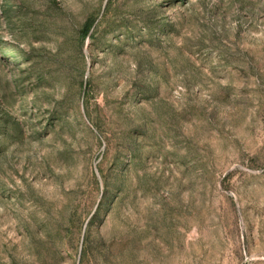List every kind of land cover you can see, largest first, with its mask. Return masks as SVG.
Here are the masks:
<instances>
[{
	"label": "rangeland",
	"instance_id": "1",
	"mask_svg": "<svg viewBox=\"0 0 264 264\" xmlns=\"http://www.w3.org/2000/svg\"><path fill=\"white\" fill-rule=\"evenodd\" d=\"M0 264H264V0H0Z\"/></svg>",
	"mask_w": 264,
	"mask_h": 264
},
{
	"label": "trees",
	"instance_id": "2",
	"mask_svg": "<svg viewBox=\"0 0 264 264\" xmlns=\"http://www.w3.org/2000/svg\"><path fill=\"white\" fill-rule=\"evenodd\" d=\"M92 24H93L92 20L86 22V24L84 26V33L85 34H88L90 32Z\"/></svg>",
	"mask_w": 264,
	"mask_h": 264
}]
</instances>
